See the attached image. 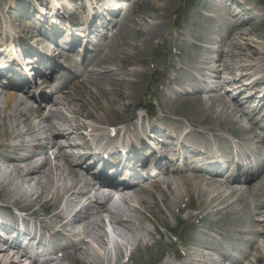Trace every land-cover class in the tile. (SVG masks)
<instances>
[{
	"label": "bare ground",
	"instance_id": "6f19581e",
	"mask_svg": "<svg viewBox=\"0 0 264 264\" xmlns=\"http://www.w3.org/2000/svg\"><path fill=\"white\" fill-rule=\"evenodd\" d=\"M39 1V0H36ZM94 3H99L105 0H93ZM140 0H128L127 5H124L125 7L123 10L118 11L115 18L113 19L114 22L112 24V30H113V37L109 41V52L112 49H116L117 51L112 52L111 56H109L110 60L109 63H112L114 65V71L112 72L108 67L105 59L102 57L99 58L98 51L96 54L92 57H88L87 51H84L83 54V62L82 64L85 65L86 68L85 72L88 76H90V84L94 87V90H88L83 88L85 86V80L83 79L80 83H76L73 85L68 93H66L63 100L66 102L69 106V109L71 113L73 114H81L85 118H92L93 121L97 125H105L109 127L110 124H112V121H109L110 119L115 120L118 117H121L122 122L126 121L129 115L134 111L135 107L140 104V98L143 95V93L148 92V90L151 91V94L154 96H157L158 99V105L161 111L167 112L166 106L164 107V98L168 95L167 90L173 91V94L176 95L174 98L178 99L180 98V101L182 100L187 105L185 108L189 107L192 112H198L197 108L199 105L198 103L203 101L204 99L201 97L200 94V88L202 86V82L198 81L197 84L192 85V94H189L188 92L183 91L181 88H175L172 87L169 83L165 81L164 74L166 72H169L170 69L166 66V63L164 65L163 60L158 59H151L152 63L154 62V69L157 70L159 67L164 66L162 69L163 75L159 76L158 78H155L151 83V88H149L150 82L147 83L141 92L136 91V86L138 82L142 83L145 82L146 77L150 75V73L146 70V68H129V66L132 65V60L134 57H136L139 60V63L142 66H146L148 64V60L144 59V52L140 51L142 48H148L151 49V47L156 42L155 40H158L160 38L166 39V33L167 29L164 31L158 30L157 28L160 26L161 20L164 18V20H169V17L167 18L166 15L164 16L162 13H159L157 11H153L155 13L154 16H151L149 12L151 11H141V9H137L138 2ZM170 1V0H168ZM173 1V0H172ZM222 1H231V0H200L201 6L205 7L208 3H215ZM2 2V1H1ZM16 1H13L15 3ZM33 0H30V3L28 2L26 6L21 7V13L20 16H25L30 14V11L33 10L32 5ZM146 2V1H145ZM144 2V3H145ZM170 3V2H169ZM23 3H20L22 5ZM216 4V3H215ZM67 4H65L66 6ZM148 5V4H147ZM151 5V4H150ZM224 5V11L227 12L230 7L228 6V3H223ZM120 6V5H119ZM166 6L164 5L162 7V10H166ZM175 6V5H174ZM172 6L170 10L174 7ZM107 8L108 6H104ZM229 7V8H228ZM12 8V7H11ZM5 9V4L2 2L0 3V10L3 11ZM148 9V8H147ZM10 10V8H8ZM58 10V9H55ZM114 11V10H113ZM163 12V11H162ZM225 12H223L225 14ZM164 13V12H163ZM74 15H78L76 12ZM238 14H233L231 17H236ZM204 16V15H203ZM205 17H208L210 19V16L205 14ZM252 18H246L244 22H251ZM128 23H132V27L134 28V31H132V34H137V37H142L141 41L139 43H132L129 40H125L126 35H131V29L126 27ZM5 24H1V28L4 30L6 29L7 32L4 34L6 37V41L4 42L1 39L2 33L0 32V48L1 53L0 57L3 56V54L6 52L8 53V56L15 57V51L9 49V43L10 45L14 44V38L13 34L8 33V22H5ZM127 23V24H126ZM168 24V22H167ZM166 27V26H165ZM231 28V39L234 40L233 43H231V46L236 47L238 50L244 51L247 47H252L253 51L251 53H245L241 52L242 56V62L244 63H238L241 65L236 64V66H233L231 63L225 60V55L229 57L230 61L233 59L237 60L240 57H236L234 54H230L227 50L221 48V46L217 45V48L215 49V53H217V67L216 69L212 68V71H215L218 75L217 79V88L225 87V86H237L239 84V80L243 78L245 75V72H242L238 77H223V73L227 70L230 74L233 73V71L241 70V71H250L254 70L258 73H260L257 80L254 81L253 87L256 85H264V47L263 50L259 48L258 41L255 44H252L249 42L250 32L243 30L244 24H238L236 26H230ZM127 31L125 34L124 31ZM237 31V32H235ZM17 32H19V35L21 34L24 37L28 38H34V34L30 31H25L22 29H19ZM21 32V33H20ZM234 34L236 36H234ZM117 37L115 38L114 36ZM124 36L125 45L128 47L126 48L123 46V43L121 42V46L119 47L118 42L119 38ZM12 38V39H11ZM107 38V37H104ZM261 39L260 37H258ZM196 39L203 40V42H206L208 40L207 36H201L196 35ZM239 39V40H238ZM10 40V41H9ZM167 40H170L167 38ZM123 41V42H124ZM159 43V42H157ZM8 46L6 47V45ZM19 45L24 50H27V44L23 40H19ZM258 45V46H257ZM260 45H264V43H261ZM117 46V48H116ZM8 49V51H7ZM128 49V50H127ZM127 50V51H125ZM208 50V51H207ZM12 51V52H10ZM112 51V50H111ZM202 51L203 52H211L209 48L202 45ZM138 53H141L138 57L136 56ZM205 54V53H203ZM108 57V56H107ZM240 62V61H239ZM153 63V64H154ZM208 64L212 63L211 60L205 62ZM170 65V63H169ZM97 67H101L103 71H98L96 69ZM58 68L57 65H54L52 67V70H56ZM170 68H173L171 65ZM194 68V67H193ZM192 68V69H193ZM100 69V68H99ZM188 72L186 76H183V73ZM97 74V75H96ZM96 75V76H95ZM244 75V76H243ZM171 78L174 81L175 85H178L179 83L183 84L187 82L188 80H193L194 76L193 74L185 68L183 65L179 64L176 69H173V73H170ZM68 76L66 75V79ZM152 79V78H151ZM179 82H178V80ZM129 82L134 84L130 88V95L136 93V96L134 97V100H132V103L130 105V108L126 110L125 112H122L120 115L116 117L113 111L108 108L101 109L100 107L97 108L95 105H101L98 102V99L101 97L103 98L107 92H112L111 90L114 89L115 86H118L120 82ZM73 81V79H72ZM125 82V84L127 83ZM66 84H69L67 82ZM128 84V86H129ZM121 86V85H120ZM142 86V85H141ZM152 87L154 89H152ZM159 87V90H158ZM117 88V87H116ZM127 88V87H126ZM165 91H163V89ZM121 89V88H120ZM157 89V90H156ZM236 89H240L238 95L232 99H226L225 95H213L210 96V100L212 104H216L217 107L214 113H212V118L215 120H223L224 122H227L229 126H236L239 128L242 133L246 137H249L250 133L253 130V127L255 126V122L252 121V115L254 112V109L246 110V107L244 104H240L238 102L237 97L242 94L246 87L245 86H239L236 87ZM219 89H217L215 92H217ZM55 91H59V89H56ZM73 93V95H72ZM128 94V92H127ZM126 94V95H127ZM128 94V95H129ZM227 94V93H226ZM78 95L83 96L85 99L86 97L89 98V102L91 103V108L93 109V112H84V109L87 107V103L83 101L82 99L78 101H74ZM74 96V98H72ZM108 97V96H107ZM115 97V96H114ZM117 97V96H116ZM122 97V96H120ZM173 98V96H171ZM0 99L3 100L4 105L0 108V192H4L5 195L8 194V200H3V198L0 197L1 202H8V207L10 205H22L27 206L28 208H31L33 203L43 200L44 204H50L53 207L54 213L51 214V218L57 219V218H63L66 214L72 212L73 207L77 204L78 200L82 195L78 196L76 195V192L73 190L74 185L76 183H81V185L88 186V178L87 176H83L80 174V172L75 168L78 163H68L67 162V169L65 174V180L61 186L56 187V191H51V186L53 185V171L51 170V167H47V159L44 157L42 161L37 162L36 158L38 157L37 150L38 149H44L46 145V141L48 140V145L50 144V140H52V143H59L63 134H66L69 136L70 140L77 135L74 129H72L68 124L67 120H60L55 121L53 119L54 112L51 111L47 116L43 115V109H41L40 106L34 107L31 105H28L21 100H16L14 96H7L2 95L0 92ZM115 99V98H114ZM120 99V98H119ZM118 99V100H119ZM123 99V98H122ZM49 100V99H48ZM217 100V102H216ZM223 100V101H222ZM251 98H248L245 103L249 102ZM121 101V100H119ZM118 101V104H120ZM123 101V100H122ZM207 101V100H206ZM129 102V101H128ZM105 103V102H104ZM55 105H60L62 103L60 102H53ZM128 104V103H127ZM126 104V105H127ZM130 104V103H129ZM108 105V103H107ZM105 105V106H107ZM111 105V104H110ZM109 105V106H110ZM52 106V105H51ZM104 106V107H105ZM117 107V105H115ZM123 106V105H121ZM78 107V108H77ZM103 107V106H102ZM114 107V105H113ZM115 107V108H116ZM112 108V107H111ZM113 108V109H115ZM118 107L117 109H119ZM122 108V107H121ZM201 108V107H199ZM112 109V110H113ZM121 111V110H120ZM96 112L97 114H95ZM99 112V113H98ZM186 112V111H185ZM216 113V114H215ZM109 114V117L106 115ZM113 115V116H112ZM112 116V117H111ZM185 117V116H184ZM206 117V116H205ZM194 118V117H191ZM185 119H187L185 117ZM205 119L204 120L205 122ZM194 121V119H193ZM193 121H187V125H185V128H191L195 126V122ZM230 121V122H229ZM41 122L46 124V129L41 126ZM121 122V123H122ZM203 121H199L198 125L203 126ZM243 122H246L249 124V128L244 126ZM97 125L93 126V130L95 131H102V127H99ZM222 123H218L219 127ZM42 129L43 136H39L40 129ZM91 126V125H88ZM206 128L204 129H210L211 131H215V127L213 125L204 126ZM224 131H229L231 127H224ZM193 129V128H192ZM204 131V130H201ZM61 134H60V133ZM60 134L61 136H57ZM213 134V133H212ZM215 136H218L220 134H213ZM62 148H72L69 145H64ZM75 161L78 160V158H73ZM49 160V159H48ZM170 178V177H169ZM185 177L181 176L178 178V182L183 183V179ZM191 178L187 179V184H184L183 186H176L173 181L170 184L174 183V186L177 189H173L172 196L170 199V203L168 204V207L173 210V208H177L181 202V196L180 189H184V195L189 196L190 192L195 193L198 198V207L201 209L200 215L205 212L206 210L210 214H214L218 207L224 206L225 203H228V200H226V192L230 191L229 189L227 191H221L219 183H213L208 182V187H202L200 186L199 180L195 181H189ZM189 181V182H188ZM149 182V181H148ZM228 182L222 183L225 188H227ZM170 184H168L166 187H169ZM160 188V185H155L153 189ZM117 187L115 185H112V190H108L109 188H99L98 193L103 196L107 202H113L115 201V197L113 196L112 192H116ZM224 188V189H225ZM106 190V191H105ZM66 193L69 192L66 199L62 197V194L60 193ZM123 193H127L128 190L122 191ZM3 193V192H2ZM248 193L251 195L252 198L258 197L259 194H264V177L258 176L255 179H252V184H250L249 188L242 193L243 194ZM1 195V194H0ZM183 196V195H182ZM6 199V198H5ZM122 200V199H121ZM120 201V200H119ZM26 203V204H25ZM254 203V202H251ZM233 207L234 204H231L230 206L226 207V212L233 213ZM254 208H257V205L254 204ZM219 211V210H218ZM84 213L85 207L81 206L79 210L75 213H72L70 215V218L68 219V222H66V225L68 223L73 222V219L75 218V215L77 213ZM32 213H35L34 211ZM143 220H146L144 217L139 218L138 226H133V222L125 219H116V229L117 234L120 236V234L127 240V242H130L129 239L132 241L130 242L131 245H134L138 248V245L145 243L144 237L138 233L144 232L147 236L153 237L152 231H148L144 227H139L141 222ZM139 228V230H137ZM136 230V231H135ZM86 227L82 226L81 232H79L80 235L86 234ZM120 233V234H119ZM128 234V235H126ZM129 237V238H128ZM94 239L98 241L99 243L102 240V237H100L98 234L94 235ZM112 239V238H111ZM110 239V241H111ZM93 240V239H92ZM103 243V242H102ZM189 251V260H195L194 256L197 255L196 252H193L191 247H188ZM86 253L87 257L85 258H79V262L81 264H108L103 258V255L96 249H89V250H82ZM81 252V251H80ZM0 255H5V252L0 251ZM13 255L9 256L8 258H12ZM170 257L172 260H170ZM201 257V256H200ZM202 258H205L203 255ZM119 259V258H118ZM117 259V260H118ZM176 256L174 257L169 256L168 259L163 260L160 264H176L175 263ZM260 258H257L258 261ZM18 261V259H15ZM191 261L183 260L181 264H191ZM116 264H122V263H116Z\"/></svg>",
	"mask_w": 264,
	"mask_h": 264
},
{
	"label": "rangeland",
	"instance_id": "374dc122",
	"mask_svg": "<svg viewBox=\"0 0 264 264\" xmlns=\"http://www.w3.org/2000/svg\"><path fill=\"white\" fill-rule=\"evenodd\" d=\"M1 1L4 4H6V8L8 7V4H11L13 6V8H11L9 12L6 11V9H5V12H2V13L0 12V26H1V22L5 21V22H8V25L11 26V27L8 28V30H11V28L13 29V31H15L18 28L27 29V27H25V25L27 24V22H25V21H26V19H28L26 16L25 17H19L18 19H15V17L18 16V9L20 8V6H17L15 4L16 2L12 3L11 0H0V3H2ZM248 1L250 3H254L257 6V9H259V11H262L263 16H261V19H260V20H262V22L260 24H256L257 21L256 22H253V21L252 22H247V23L244 24V29L243 30L248 31V32L251 33L250 37H249V42L252 43V44H255L258 41H260V42H258L259 48L261 50H263L264 45H260V44L264 43V2H262V0H248ZM164 5H167L166 6V10L165 9L162 10V7ZM222 5H223V3L216 2V4L215 3H212V4L208 3L205 7H203V6H201L200 0H173V1L172 0H170V1H168V0H140L138 2V5H137L138 11H139V9H141V11H151V12H149V14H151V16L155 15V13H153V11H157L159 13H162L164 16L166 15L167 18L169 17V21L166 20V19L164 20V18H163L161 20L162 24H160V26L157 29L161 30V31H164L165 29H167V33L165 35L170 40H167V38L166 39L160 38L158 40H155L156 42L151 47V49H148V48L147 49L146 48L143 49L142 48L140 51H142V52L145 51L143 58L149 61L148 64L146 66H142L139 63V60L136 57H134L133 60H132V65L129 66V68H146V70L148 72L154 71L156 76H158L159 73L162 72V69H163L164 66H161V67H159V69L155 70L153 68L155 63L153 62L154 64H151L152 63L151 59L154 58V59H158V60H163L164 61V65L166 63V66L169 68L170 58H175L174 56L173 57L171 56V51H174L175 46H173V45L177 44V45H180L182 47L181 48V52H182L181 60L184 62V67L185 68L190 69V68L194 67V69H192V72H195L197 74V76H199V77H203V75H205V74H207L206 78L212 76L213 72H210L209 70H207V64L204 63V62H200L199 60H203L205 58L209 59V57L213 56L214 53H209L207 51L203 52L202 49H198L200 47L199 46L200 41H199V39L198 40L196 39V35L198 34V35H201V36H207L208 38H211L213 41L214 40H217V41L220 40V38L217 37V36H221V37L222 36H227L228 37L227 27H229V25L233 24L234 22H238L240 19L238 17L231 18V16L228 13H225V15H224V13H223L224 12V7ZM172 6H174V7L170 10V8ZM173 9H175L176 13H178L177 18H175V15L173 14ZM179 12L181 13L182 17H183V15L185 16V20H184L183 23L181 21L182 17L179 15ZM205 14L210 16V19L208 17H205ZM167 22H168V24H167ZM131 25H132L131 22L126 25V27L131 29V35H126L127 39H125V40H129L132 43H139L141 41L142 37H140V36L137 37V34L136 35L132 34L133 33L132 31H134V28ZM235 32H237V31H235ZM124 33L126 34L127 31L125 30ZM177 36H180L181 39H183V40L180 41L179 39H176ZM231 36L227 40L226 45H222L221 44L223 46L222 48L227 50L230 54H234V55H236V57H240L237 60L233 59L231 61L232 63H234V64L244 63V62H242L243 58H242L240 53L241 52L251 53L253 51V48L250 46V47H247L244 51L238 50L236 47L231 46V43H233V41H234V40L231 39ZM234 36H236V35L234 34ZM116 37H117V35L115 36V38ZM258 37H260L261 39H259ZM123 38H124V36L119 38L120 42H118V45L120 47L121 46V42H122L123 46L128 48L124 44L125 41H124ZM212 40L208 41V44L213 42ZM157 42H159V43H157ZM191 45H193V46H197L198 45L199 47L197 49H193L191 47ZM116 48H117V46H116ZM111 50H110V52H108V54L105 57H103V59H105V61L107 63V67L113 72L114 71V65L112 63H109L108 61L110 60L109 56H111V53L114 52V51L116 52L117 50L116 49H112V48H111ZM127 50H125V51H127ZM203 53H205V54H203ZM140 54L141 53H138L136 56L138 57ZM225 60L226 61H230L229 57H227L226 55H225ZM197 66H198V68H197ZM210 66L214 67V63H211ZM96 69H98L96 73H98V71L99 72L103 71V69L101 67H97ZM171 72H173V71L170 70L167 75L169 76V74ZM186 74L187 73H183V76H186ZM226 75H228V74H226ZM232 75H233V73H232ZM145 80L146 81L143 82V84L140 83V82L136 83L137 84V86L135 88L136 91L139 90L141 92V90H143V87L147 83L150 82L149 76L146 77ZM88 81L90 82V80H88ZM125 82H127V80ZM125 82H120L118 84V86H115L114 89L111 90L112 91L111 93L107 92V94L103 98L101 97L100 99H98V102L101 105L100 106L99 105H95V107H97V108L100 107L101 109H104V108L111 109V111L114 112L116 117L118 115H120L122 112H125L126 110H128L130 108L132 100H134V97L136 96V93L131 96L129 94L130 93V88L132 87V85H133V88L135 86H134V84H132V85H131V83L129 84V82H127L125 84ZM190 82H191V80H188V83H190ZM128 84H129V86H128ZM151 84L152 83L150 82L149 88H151ZM174 86H175V84L172 83V87H174ZM179 86L180 87H182V86L185 87V86H188V85L187 84L183 85V84L179 83ZM86 89H87V91L88 90H94V87L89 83L87 85ZM152 89H154V88L152 87ZM187 89H189V87H187ZM158 90H159V87H158ZM127 92H128L129 95L127 94ZM149 93L150 92H148L145 95H143L144 98L142 96V99L140 100L141 103L143 101L144 102L146 101L145 97L147 98V100L149 99V96H151ZM120 96H122V97H120ZM171 96H173V98ZM175 96L176 95H174L173 91H172V92L169 93V96H166L164 98L163 104H164V107L166 106V109H167V113L166 114L168 116H170L172 118L177 117L178 120L182 119V120H187V121H193V119H194L193 122L196 121L195 122L196 125H198L199 121H203L204 122V120H202V119L206 118L205 122L203 123V126H205V125H208V126L209 125H213L215 128L218 127V123H220V122L222 123V125H221L222 127L225 124H228L227 122H224L221 119L215 120V119L212 118V113H214L213 110L216 109L213 106H215V107H217V106H216V104H212L211 103L210 97L207 98L206 96H203L204 100L201 101V103L200 102L198 103L199 104V105H197L198 107L195 108V109H198V112L195 113V112H192L189 107L185 108L187 106L185 104V102H183L182 100L180 101V98H178V99L174 98ZM77 97H78V99L74 100L77 103H78L79 100H81V99L83 100L84 99L83 96H81V95H78ZM118 99L121 100V101H119ZM58 101H60V99ZM83 101H85L87 103V107L84 109V112H93V109L91 108V105H90L91 103L89 102V98L86 97ZM118 101H119L120 104H118ZM158 102L159 101H158L157 96H156L155 99L153 98L152 100H150V104H148L147 108H145V109L146 110L147 109L148 110L154 109L158 113V115H159V117L161 119V118H163V114H161V112H159L160 108H159ZM216 102H217V100H216ZM107 103H108V105H107ZM105 105H107V106H105ZM113 105H114V107H113ZM115 105H117V107ZM121 105H123V106H121ZM118 107H120L119 109L121 111L117 109ZM199 107H201V108H199ZM56 108H55V110H57ZM113 108H115V109H113ZM63 110H64V108H63ZM65 111H66V109H65ZM94 113L97 114L96 112H94ZM131 115L133 116V113H131ZM106 116L109 117V114H107ZM184 116L187 119H185ZM191 117H194V118H191ZM120 120H121V117H118L115 120L110 119L109 121H112L113 123H117ZM77 121L79 123H82V122L88 123L87 121H83V119H81L79 117L77 118ZM196 128L199 129L200 127L197 126ZM235 131L238 134L240 132L238 129H235ZM4 192L5 191H1L0 192V194H1L0 197L3 198V200L5 201V200H8V198H7L8 194L5 195V197H4L3 196ZM172 213H173V211H172ZM151 215L153 216L152 222L147 221V220L142 222L144 224V227H146V229L149 230V231L154 230V228L155 229L158 228L162 232V226H163L162 222L166 223V220L167 219L169 220V217H172L171 216V210L170 209L167 210V207L165 206V204H162L161 202L158 204L157 208L154 209V212ZM143 216H146L148 218V215H146V214H144ZM142 234L145 235L144 233H142ZM126 235H128V234H126ZM157 237L160 238L161 243H166L167 240H168L167 239L168 238V232L165 231L162 234V236H161V235H159V232L157 231V232L154 233L153 238H157ZM190 237H195V234H192ZM92 241H93V244L95 245V240L93 239ZM100 243H102V240H101ZM85 250H87L86 247H85ZM90 250H91V248H90ZM169 251L170 250H166V253H165V250H164V253H165L164 254L165 255L164 259L167 256H169L168 255ZM82 253L84 255H82V254H80V255L83 258L87 257L85 252L82 251ZM155 257H156V255L155 256L151 255L149 257V260H147V261H150V263H158V262L161 261V259L155 260ZM143 263H145L144 260L141 261L140 258H136L135 264H143ZM75 264H81V263H76L75 262Z\"/></svg>",
	"mask_w": 264,
	"mask_h": 264
}]
</instances>
